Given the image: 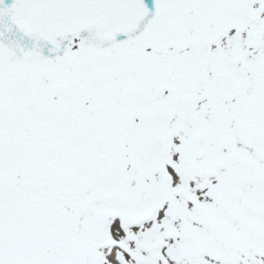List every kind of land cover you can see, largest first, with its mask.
I'll list each match as a JSON object with an SVG mask.
<instances>
[{
    "label": "snow or ice",
    "instance_id": "1",
    "mask_svg": "<svg viewBox=\"0 0 264 264\" xmlns=\"http://www.w3.org/2000/svg\"><path fill=\"white\" fill-rule=\"evenodd\" d=\"M0 264H264V0H0Z\"/></svg>",
    "mask_w": 264,
    "mask_h": 264
}]
</instances>
